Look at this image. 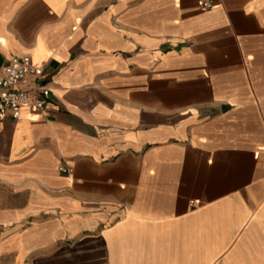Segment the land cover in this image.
Wrapping results in <instances>:
<instances>
[{"label": "crops", "instance_id": "0c3cea01", "mask_svg": "<svg viewBox=\"0 0 264 264\" xmlns=\"http://www.w3.org/2000/svg\"><path fill=\"white\" fill-rule=\"evenodd\" d=\"M21 55L50 95L0 119V264H264V0H0Z\"/></svg>", "mask_w": 264, "mask_h": 264}, {"label": "built area", "instance_id": "2783aa9c", "mask_svg": "<svg viewBox=\"0 0 264 264\" xmlns=\"http://www.w3.org/2000/svg\"><path fill=\"white\" fill-rule=\"evenodd\" d=\"M216 6L217 0H199L202 11H210ZM43 72V67L33 64L29 55L10 59L0 75V119L8 114L19 118L23 108H30L35 112L45 108L50 89L40 83ZM23 83H27V86L22 87ZM58 169L67 175L74 171L64 163L60 164Z\"/></svg>", "mask_w": 264, "mask_h": 264}, {"label": "water", "instance_id": "95a60500", "mask_svg": "<svg viewBox=\"0 0 264 264\" xmlns=\"http://www.w3.org/2000/svg\"><path fill=\"white\" fill-rule=\"evenodd\" d=\"M227 107H228V106H224L223 109L225 110V109H227Z\"/></svg>", "mask_w": 264, "mask_h": 264}]
</instances>
